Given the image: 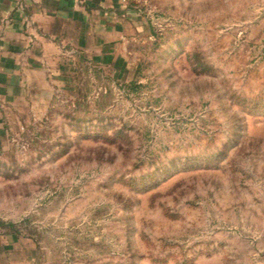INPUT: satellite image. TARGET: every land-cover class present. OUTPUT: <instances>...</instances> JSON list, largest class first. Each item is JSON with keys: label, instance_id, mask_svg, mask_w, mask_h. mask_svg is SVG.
I'll use <instances>...</instances> for the list:
<instances>
[{"label": "rangeland", "instance_id": "374dc122", "mask_svg": "<svg viewBox=\"0 0 264 264\" xmlns=\"http://www.w3.org/2000/svg\"><path fill=\"white\" fill-rule=\"evenodd\" d=\"M10 114L0 264H264V0H111Z\"/></svg>", "mask_w": 264, "mask_h": 264}, {"label": "crops", "instance_id": "0c3cea01", "mask_svg": "<svg viewBox=\"0 0 264 264\" xmlns=\"http://www.w3.org/2000/svg\"><path fill=\"white\" fill-rule=\"evenodd\" d=\"M111 0H0V152L7 120L82 56L111 61Z\"/></svg>", "mask_w": 264, "mask_h": 264}]
</instances>
